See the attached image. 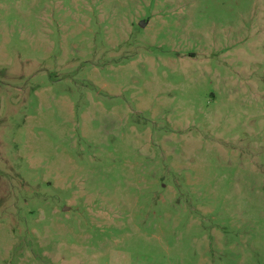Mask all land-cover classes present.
Listing matches in <instances>:
<instances>
[{"label":"rangeland","instance_id":"rangeland-1","mask_svg":"<svg viewBox=\"0 0 264 264\" xmlns=\"http://www.w3.org/2000/svg\"><path fill=\"white\" fill-rule=\"evenodd\" d=\"M0 264H264V0H0Z\"/></svg>","mask_w":264,"mask_h":264},{"label":"water","instance_id":"water-1","mask_svg":"<svg viewBox=\"0 0 264 264\" xmlns=\"http://www.w3.org/2000/svg\"><path fill=\"white\" fill-rule=\"evenodd\" d=\"M140 26L144 27L145 26V23L144 22H141L140 23Z\"/></svg>","mask_w":264,"mask_h":264}]
</instances>
